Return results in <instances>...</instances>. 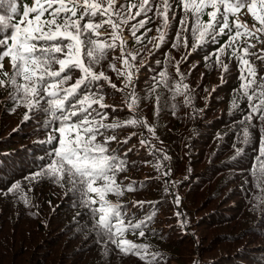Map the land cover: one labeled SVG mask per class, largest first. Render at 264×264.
Returning a JSON list of instances; mask_svg holds the SVG:
<instances>
[{
    "label": "trees",
    "instance_id": "obj_1",
    "mask_svg": "<svg viewBox=\"0 0 264 264\" xmlns=\"http://www.w3.org/2000/svg\"><path fill=\"white\" fill-rule=\"evenodd\" d=\"M16 2L17 15L10 23H19V16L31 0ZM125 2L138 6L141 0H119L118 5ZM157 2L152 0V11L147 14L149 22L137 32V36L143 37L139 43L130 28L145 16L123 25L129 36L127 48L137 54L136 60L131 61L136 66L137 76L129 86L139 97L135 112L127 107V95L133 88L118 89L121 86L116 67L119 42L115 49L107 51L106 59L94 65L95 72L103 71L116 85L112 88L103 79L97 82L101 86L104 81L109 88L103 93L104 98L111 96V90L116 93L113 96L117 100L113 101L116 108L92 106L96 111L107 113L103 123L120 120L122 125L101 129L104 136H97L99 143H103L105 136H115L107 145L108 151L111 154L115 150L125 160L124 170L116 175L120 193H107L106 200L123 206L125 225L146 221L151 216L146 226L142 225L135 232L126 231L119 239L147 246L149 256L142 260L139 255L122 252L102 236L97 228L99 214L93 216L82 204L81 194L73 190L67 175L57 183L51 177L38 174L51 162L49 153L54 146L45 142L50 134L46 123L49 117L39 112L24 128H12L0 138V264H157L151 261L152 254L157 256L158 264H195L196 260V264H264V158L258 155L264 145V119L258 114L251 121L246 119L249 101L241 87L244 82L240 79L239 61L231 55L232 49L221 56L228 65L227 71L217 63L214 52L226 43L228 34L217 37L215 43L209 37L200 39L199 33L193 34L191 13L186 17L187 31L182 30L180 18L185 13L179 0H170V26L161 43L157 28L162 21L155 15ZM261 7L264 6L257 4V15L262 14ZM137 10L131 11L135 14ZM246 10L247 7L229 14L232 27L229 34L235 32L234 21L248 28L261 27L253 17L247 23L234 20L235 15ZM210 11L213 9H205L200 18L202 23L208 22L207 12ZM0 14L7 16L5 9H0ZM173 14L175 19H172ZM100 19L96 17L97 22ZM109 30L112 31L111 27ZM178 30L179 41L176 40ZM100 36L110 42L109 35ZM248 38H239L233 47L242 50L248 45L241 40ZM249 40L255 47L249 48L246 58L257 72L256 84L248 89V95L257 92L251 101L255 105L264 100V96L259 95L264 89L256 87L264 83V60L257 59L264 51V32L259 33V39ZM6 59L10 58L0 61L3 65L0 80L5 81L8 77L4 73L9 76L13 73L11 60L8 68L4 64ZM110 65H115L116 71ZM177 65L183 74L182 81L176 72ZM161 71L167 73L166 84L160 82ZM71 75L67 83L80 73L73 70ZM177 83L181 85L179 90L174 88ZM185 84L187 89L183 88ZM6 86L13 91L11 86ZM7 107L12 109V114L20 112L10 101ZM23 107V116H30L29 110ZM111 110L115 115H111ZM12 114L5 110L2 114L0 109V119L4 121ZM133 116L152 129L151 132L146 129L150 136L147 140L159 152H149L141 145L138 131L132 133L138 125L144 129L143 124H123ZM119 128L128 133L126 138L118 139ZM245 129L249 132L246 142ZM164 156L167 159H162ZM146 161L153 162L155 168L142 173L139 170L145 167L138 164ZM165 162L171 173L179 176L175 185L180 201L178 207L175 197L166 193L160 195L166 185L161 174ZM143 174L149 176L143 178ZM13 185L18 187L13 190ZM129 185H132L131 191ZM89 195L97 199L94 207H98V198ZM138 202H143V206ZM177 212L181 213L179 218ZM141 230L145 232L143 237L139 235Z\"/></svg>",
    "mask_w": 264,
    "mask_h": 264
},
{
    "label": "snow or ice",
    "instance_id": "obj_2",
    "mask_svg": "<svg viewBox=\"0 0 264 264\" xmlns=\"http://www.w3.org/2000/svg\"><path fill=\"white\" fill-rule=\"evenodd\" d=\"M257 4L264 6V0H179V5L185 13V16L180 18L182 30L187 31L186 17L191 13L194 19L193 34L199 33L200 39L209 37L215 43L217 37L228 34V40L215 50L214 55L224 71H227L228 65L223 63L221 56L225 55L228 49H232L231 55L239 61L240 79L244 82L241 87L249 101L250 110L246 117L248 121L257 114L259 118L264 119V107H262L264 100L260 104L253 105L251 101L257 92L253 91L248 95V89L256 84L257 70L246 57L249 55V48L255 45L249 44L242 50L233 45L242 35L259 39V33L264 32V7L260 9L262 14L257 15L255 11ZM245 7L261 27L248 28L247 25L234 21L235 32L229 34L232 33L229 14H235ZM133 8H138L135 14L131 11ZM155 8V15L162 21L161 27L157 28L162 43L167 35L166 29L170 26L169 12L172 4L170 0H158ZM207 8L213 11L207 12L209 20L207 23H202L200 18ZM0 9H5L7 12V16L0 14V61L9 57L13 68L11 76L4 73L8 79L0 80V87L11 86L13 91L9 100L14 106L23 104L29 112L39 111L49 117L46 123L50 128V134L45 142L54 144L49 153L52 159L38 174L51 177L57 183L67 175L73 190L81 194L82 204L93 216L99 214L97 228L100 234L106 236L108 241L115 244L122 252L139 255L142 260L147 258L149 256L147 246L136 245L119 237L126 231L135 232L141 229L142 225L146 226L151 216L146 221L135 224L129 222L125 225L123 206L112 204L105 198L107 193L119 195L116 175L124 170L125 160L121 159L115 150L111 154L108 151L107 145L116 139L115 136H105L103 143L97 142V136H104L101 129H115L122 125L103 123L107 113L96 111L92 106L98 104L100 109L107 107L102 103L104 97L102 89L97 84L98 81L103 79L108 81L112 88H116L103 71L99 73L94 71V65L106 59L107 51L115 49L117 42H119L122 64L128 70L126 74L124 72L118 74L125 75V87L132 84L131 61L136 60L137 54L127 48V40L122 35V25L141 15L145 16V19L132 24L130 28L132 36L139 43L143 37L137 36V32L149 22L147 14L152 11V0H141L138 6L127 2L118 5V0H35L34 6L24 8L19 16V23L9 22L17 15L16 0H0ZM45 13H48L51 19H42ZM30 14L35 15L29 18ZM97 16L102 18L99 22L96 21ZM58 18H62L64 22L58 24L56 22ZM172 19H175L174 14ZM104 25H109L112 29L110 42L108 38L101 39L99 30ZM179 39L180 30L176 34V40ZM175 46L174 44L173 47ZM252 55L256 54L252 53ZM257 59L264 60V51L257 56ZM56 65L58 68L54 67ZM2 66L0 63V68ZM109 67L116 71L115 65ZM73 70L79 71V78L69 87H63L72 79ZM176 72L182 81L183 74L180 73L178 65ZM159 77L160 82L166 84L167 73L161 71ZM180 86L177 83L174 88L179 90ZM187 87L186 84L183 85L184 89ZM256 87L258 90L264 89V83ZM259 95L264 96V91H259ZM138 100L139 97L133 88L127 95V107L130 112H135ZM90 109L92 111H89ZM24 119L28 120L29 114H26ZM123 124H143L147 127L145 121L135 116L124 121ZM147 130L152 131L151 128ZM243 135L246 142L249 136L247 129ZM140 143L149 146L147 139H141ZM258 155L264 158V145L261 146ZM162 159L167 157L164 156ZM98 181L102 183L94 186ZM17 187L13 185V190ZM128 190H132V185L128 186ZM90 193L98 198V207H94L97 199H93ZM175 202L178 207L180 203L178 196L175 197ZM138 204L143 206V202ZM176 216L179 218L181 213L177 212ZM184 226L185 224L181 222V227ZM139 235L143 237L145 232L141 230ZM151 261L158 264L155 254L151 255Z\"/></svg>",
    "mask_w": 264,
    "mask_h": 264
},
{
    "label": "rangeland",
    "instance_id": "obj_3",
    "mask_svg": "<svg viewBox=\"0 0 264 264\" xmlns=\"http://www.w3.org/2000/svg\"><path fill=\"white\" fill-rule=\"evenodd\" d=\"M17 1V0H16ZM119 2V0H118ZM34 3H35V0H31V2L27 3V7H32L34 6ZM35 15V14H34ZM33 15V16H34ZM236 17V18H235ZM251 17H253L249 12L248 10L242 12V13H239L238 15H235L233 18H235L234 20H241L245 23H247L248 21L252 20ZM29 18H32L31 16ZM42 19H51V17L48 15V13H45L44 17ZM58 20H63L62 18H58L57 19V23L60 24V22ZM100 21V20H99ZM98 21V22H99ZM109 25H104L103 29L100 30V34H104V35H109L110 36V33L111 31L109 30ZM122 28H123V32H122V35L123 37L128 40L129 39V36L126 34V28L125 26L122 25ZM243 35L240 37L242 38ZM241 41H247V45L251 44L253 45V43L249 40V38L246 40H241ZM121 55V54H120ZM120 55L118 56V59H119V62L117 63V72H124L125 74L127 73V69L124 68L123 64H122V60L120 58ZM4 64L7 65L8 68L11 67V63H10V59H6L4 61ZM56 68H58V65L54 66ZM132 71V81L134 80V78H136L137 76V72H136V66L133 64V68L131 69ZM115 74L117 75V73L115 72ZM80 75H77L75 76V78L72 80L71 83H67L64 86L68 85V84H74L76 79L79 78ZM120 78H121V86L118 87L119 90H121L123 87H125V84H126V80H125V75H119ZM100 88L102 89V93L105 94V92L107 90H109V88H106V85H104V81H102V84L100 86ZM129 88H133V87H129ZM2 89V90H1ZM1 94H0V109L2 111V114H3V110L6 111L7 114H12V109L11 108H8L7 105L9 103V96L11 94V89L7 86L1 88ZM110 95L109 97H105L104 99V102L103 104L107 105V107H110L112 106L114 109L116 108V106H114V104H116L115 102L113 101H117L113 96L116 95L115 92H113L112 90L109 91ZM111 108V107H110ZM18 109V112L19 113H14L12 114L11 116H7L5 119H7L6 121H4L3 119H0V138L3 137V136H6V134L12 129L14 128L15 129H18V128H24L25 126H27V123L28 121L33 118V117H37V115H39V111H32L30 112V116H29V119L28 120H25L24 122H21L25 115L23 116V113L21 112L24 107L23 105H20L17 107ZM111 115H115V113L111 110ZM5 115V114H4ZM1 117V116H0ZM22 123V124H21ZM118 123H121L120 120ZM21 125V126H20ZM135 131L133 130L132 133H135L137 132L139 134V138L141 137L142 139H147V138H150V136L148 135L146 129H148V127H145L144 126V129L142 126L138 125L136 127H134ZM132 133H129V134H132ZM128 135L127 132H123L121 128H119L118 130V139L121 140L123 138H126ZM111 136V135H110ZM118 140V141H119ZM129 141V139H126ZM142 146H145V145H142ZM149 152H159V150L157 149V147H155L152 143L149 144V146H145ZM162 156V155H161ZM138 166L140 167H145V168H141L139 171L142 172V173H147L148 169H154L155 168V164L153 162H149V161H146L143 163H140L138 164ZM164 166V168H163ZM161 174L164 176L165 178V181H166V185H165V189L162 191V193L160 195H162L163 193H166L168 195H170L173 199L174 197H176V188H175V185H176V182L178 180V177L179 176H175L171 173L170 171V168H169V165L167 162L164 163V165L162 164V170H161ZM149 175L147 174H143V178H146L148 177ZM197 263V260L195 261V264Z\"/></svg>",
    "mask_w": 264,
    "mask_h": 264
}]
</instances>
